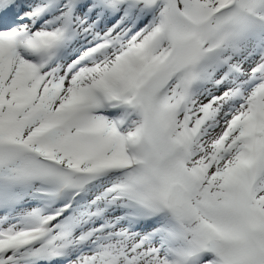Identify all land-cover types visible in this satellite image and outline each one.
Instances as JSON below:
<instances>
[{"label":"snow or ice","instance_id":"obj_1","mask_svg":"<svg viewBox=\"0 0 264 264\" xmlns=\"http://www.w3.org/2000/svg\"><path fill=\"white\" fill-rule=\"evenodd\" d=\"M0 264H264V0H0Z\"/></svg>","mask_w":264,"mask_h":264}]
</instances>
